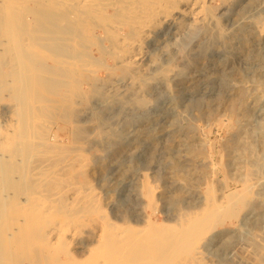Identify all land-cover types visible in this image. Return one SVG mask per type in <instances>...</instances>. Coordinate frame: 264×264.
I'll list each match as a JSON object with an SVG mask.
<instances>
[{
    "label": "rangeland",
    "instance_id": "1",
    "mask_svg": "<svg viewBox=\"0 0 264 264\" xmlns=\"http://www.w3.org/2000/svg\"><path fill=\"white\" fill-rule=\"evenodd\" d=\"M51 1L21 0L19 8H27L20 11L23 15L18 12L23 23L14 13L9 22L19 19L20 24L13 30L0 27V231L12 232L9 220L15 214L10 213L35 191L29 181L36 176L30 171L52 156L45 163H53L59 178L47 187L65 186L67 201L54 202L51 211L59 220L51 229H66L64 235L73 230L76 236L66 244L63 234L59 241L46 230L37 235L30 230L41 213L36 210L35 223L18 231V238L7 234L0 260L45 264L56 258L59 264H95L87 249L94 246L107 264H264V0H206L198 19L175 13L147 32L133 63L127 60L129 50L125 55L122 48L134 25L122 10L125 0H94L97 5L84 14L69 0H64L69 6L63 0H53L52 6ZM132 5L138 9L140 4L137 0ZM90 15L97 19L90 20ZM16 52L22 56L17 57L20 64ZM14 159L16 169L6 171L5 164ZM229 193L241 196L230 219L223 212ZM73 199L80 213L64 220L57 211ZM214 200L220 208L213 217L219 219L195 232L186 250L172 253L166 236L188 217L210 221ZM107 221L115 222L113 247L119 251L108 258L95 246ZM133 231H160V249L147 247L143 255L155 260L137 261L141 253L124 254V241ZM27 244L46 253L26 252Z\"/></svg>",
    "mask_w": 264,
    "mask_h": 264
},
{
    "label": "bare ground",
    "instance_id": "2",
    "mask_svg": "<svg viewBox=\"0 0 264 264\" xmlns=\"http://www.w3.org/2000/svg\"><path fill=\"white\" fill-rule=\"evenodd\" d=\"M28 1H30V0H28ZM45 1V0H44ZM53 1V0H52ZM51 1V2H52ZM55 1H59V0H55ZM52 2V6H53V3H56V2ZM61 1V0H60ZM66 1V0H65ZM70 1V3H71V6L73 7V9H76V11H79V12H82L83 14L85 13V9H88V8H90L91 7V5L93 4V3H95V2H93L94 0H69ZM84 1V2H83ZM107 1V4H109V3H115V0L113 1V0H106ZM126 1V3L127 4H123V6H122V10H125L126 11V14H127V17H131L132 19H134V25L132 26V32L131 33H133L132 34V38H131V40L129 39V41H127V42H123L124 43V46L122 47V48H124V47H126L125 48V51H124V53H125V55H127L128 53V59L127 60H129V62H135L133 59H134V57L135 56H137L138 54H139V47L141 46V41H142V39L144 38V36L146 35L147 36V32L150 30V29H152V28H155V27H157L162 21H164V20H166V19H169L171 16H174V14L175 13H183V14H188L190 17H192V18H194V19H198V18H200V17H202L203 16V9H204V7H205V2H206V0H138V2H139V7H138V5H137V7H138V9H133L132 7H130L135 1H137V0H125ZM20 2H21V0H0V27H3V29H5V27H9V29H12V27L13 26H15L16 24H17V22H19V19H20V16H21V12H23V10L24 9H27V8H23L24 6H23V4H22V8H23V10L22 9H20L19 7H20ZM41 2L43 3V0H41ZM50 2V3H51ZM62 2V1H61ZM63 2H64V0H63ZM98 2V1H97ZM119 2V1H118ZM38 4H39V2H37ZM46 3V2H45ZM59 3V2H58ZM57 3V4H58ZM65 3V4H64ZM63 4L64 5H66V2H64ZM99 3H100V1H99ZM98 3V4H99ZM102 3V2H101ZM24 4H26V3H24ZM57 4H54V5H57ZM69 4V3H68ZM67 4V5H68ZM96 4V3H95ZM95 4H93V5H95ZM103 4H105V3H103ZM129 4H130V6H129ZM40 5H41V3H40ZM66 5V6H67ZM97 5V4H96ZM111 5V4H110ZM26 6V5H25ZM52 6H50V7H52ZM69 6V5H68ZM112 6V5H111ZM133 6V5H132ZM26 7H29V6H26ZM43 6H41V8H42ZM40 8V9H41ZM47 8H49V7H47ZM46 8V9H47ZM55 8V7H54ZM65 8V7H64ZM68 8V7H67ZM70 8V7H69ZM68 8V12H69V9ZM43 9H45V7H43ZM42 9V10H43ZM100 9V8H99ZM64 10V9H63ZM21 11V12H20ZM25 11V10H24ZM84 11V12H83ZM3 12V13H2ZM18 12H20V13H18ZM61 12V11H60ZM66 12H67V10H66ZM73 12V11H72ZM2 13V14H1ZM16 14V15H18L19 16V19L17 20H13L12 22H9L10 21V17L12 16V14ZM64 13H65V10H64ZM76 13V12H75ZM207 13V12H206ZM60 14V13H59ZM66 14V13H65ZM69 15H71L70 13H68ZM73 14V13H72ZM23 15V14H22ZM78 15V12L76 13V16ZM88 15V14H87ZM187 15V16H188ZM1 16H2V18H1ZM18 16L16 17L15 15L13 16V17H15V18H18ZM59 16H62V15H59ZM124 16V15H123ZM7 17H9L10 19L8 20V18ZM65 17V16H64ZM67 17V16H66ZM79 17V16H78ZM206 17V16H205ZM59 18V17H58ZM57 18V19H58ZM61 18V17H60ZM71 18V17H70ZM99 18H100V16H99ZM62 19H63V17L61 18V21H62ZM89 19L90 20H96L97 19V17H95V16H89ZM8 20V21H7ZM23 20H25V19H23ZM29 20V19H28ZM78 20V19H77ZM100 20V19H99ZM20 21H22L21 19H20ZM105 21V20H104ZM30 21H28V24L30 25V23H29ZM59 22V24H60V21H58ZM75 22V21H74ZM108 22V21H107ZM117 22V21H116ZM166 22V21H165ZM8 23H9V25H8ZM22 23H23V21H22ZM21 23V24H22ZM113 23V22H112ZM115 23V22H114ZM19 24H20V22H19ZM118 24V23H117ZM254 24V23H253ZM7 25V26H6ZM27 24L25 23V25H23V27H25ZM256 25L258 26V27H260V21H258V22H256ZM18 26V25H17ZM59 26V25H58ZM115 26H118V25H115ZM20 27V26H19ZM22 27V26H21ZM22 27V28H23ZM131 28V27H130ZM7 29V28H6ZM8 29V30H9ZM117 29V28H116ZM13 30V29H12ZM11 30V31H12ZM15 30V29H14ZM25 30H26V27H25ZM50 32H51V30H49ZM113 31V33H114V31L116 32V30H112ZM14 32H16V30L14 31ZM150 32V31H149ZM12 33V32H11ZM17 33V32H16ZM78 33V32H77ZM9 34H10V32H9ZM11 35V34H10ZM71 35V34H70ZM29 37V36H28ZM129 37H130V34H129ZM27 38V37H26ZM146 38V37H145ZM144 38V39H145ZM126 39V38H125ZM127 39V40H128ZM30 40V39H29ZM126 41V40H125ZM15 43H17V42H15ZM20 43V42H19ZM21 44V43H20ZM26 44V43H25ZM24 44V45H25ZM121 44V43H120ZM13 45H14V43H13ZM16 45H18V44H16ZM16 45H14V46H16ZM32 45V44H31ZM121 45H123V44H121ZM120 45V46H121ZM20 46V45H19ZM19 46H17L19 49H21L22 48V46H21V48L19 47ZM11 47V46H10ZM47 47V46H46ZM8 48V47H7ZM14 48V47H13ZM17 49V48H16ZM48 49V48H47ZM18 50V49H17ZM16 50V51H17ZM22 50V49H21ZM20 50V51H21ZM51 50V49H50ZM54 50V49H53ZM120 50H121V48H120ZM129 50V51H128ZM126 51H128V53H126ZM22 52V51H21ZM120 52V51H119ZM121 52H122V50H121ZM17 53H20V52H16V54ZM61 53H62V51H61ZM54 54H55V52H54ZM68 54V53H67ZM7 55V54H6ZM32 55V54H31ZM35 56H36V54H34ZM20 57L21 56V54L19 55V54H17L16 55V59H17V57ZM37 56H39V55H37ZM18 57V58H19ZM22 57V56H21ZM20 57V58H21ZM32 57V56H31ZM32 58H34V57H32ZM45 58V57H44ZM49 58V57H48ZM123 58V57H122ZM124 58H126V57H124ZM29 59H31V58H29ZM18 61V64H20V59H17ZM64 60V59H63ZM124 60H126V59H124ZM126 60V61H127ZM59 62H60V60H58ZM33 62H34V60H33ZM72 62H74V61H72ZM123 62V61H122ZM128 62V61H127ZM25 63V62H24ZM29 63L30 62H28V64L26 65V66H29ZM60 63H62V62H60ZM31 65V64H30ZM21 66H23V65H21ZM21 66H19V67H21ZM60 66V65H59ZM25 67V66H24ZM32 67V66H31ZM40 67V66H39ZM21 69V68H20ZM24 69H27L28 70V67L27 68H24ZM23 69V70H24ZM46 69V68H45ZM53 69V68H52ZM58 69V68H57ZM56 70V69H55ZM71 70V69H70ZM15 71V70H14ZM19 71V70H18ZM18 71H16V73H18ZM22 71V70H21ZM39 71V70H38ZM9 72V71H8ZM11 72H12V70H11ZM20 72V71H19ZM24 72V71H23ZM21 73V72H20ZM35 74H37V72L35 73ZM50 74V73H49ZM39 75H40V73H39ZM38 75V76H39ZM52 76L53 75H55V74H51ZM57 75V74H56ZM55 75V76H56ZM23 75H21V77H22ZM28 76V75H27ZM30 76V75H29ZM33 76V75H32ZM37 76V77H38ZM18 77H19V74H18ZM26 77V76H25ZM41 77V78H40ZM39 78H40V80L42 79V76H40ZM31 78H33V77H31ZM39 78H37V80L39 79ZM49 78V77H48ZM6 79V78H5ZM17 79V78H16ZM20 79H23V78H20ZM30 79V78H29ZM29 79H27V80H25V81H30ZM34 79V78H33ZM50 79H52V77L50 78ZM224 79V78H223ZM42 80H46V78L45 79H42ZM24 81V80H23ZM22 81V83L24 84V83H26L25 81L23 82ZM32 81V80H31ZM47 81H49L48 79H47ZM62 81V80H61ZM18 82V81H17ZM44 82V84H45V81H43ZM42 82V83H43ZM19 83V82H18ZM39 83H40V85L42 84L41 83V81H39ZM53 83V82H52ZM55 83V82H54ZM20 85H21V81H20V83H19ZM43 84V85H44ZM65 84H67V83H65ZM68 84H70V83H68ZM68 84L67 85H65L66 87L68 86ZM75 84V83H74ZM19 85V86H20ZM27 85H29L28 84V82H27ZM76 85V84H75ZM22 86H24V85H22ZM30 86H32V85H30ZM42 86V85H41ZM47 86V85H46ZM54 86V85H53ZM25 87V86H24ZM33 87V86H32ZM38 87V86H37ZM48 87V86H47ZM70 87H72V86H70ZM42 88V87H41ZM40 88V89H41ZM44 89L46 88V87H43ZM42 88V89H43ZM34 89H36L35 87H34ZM39 89V90H40ZM41 89V90H42ZM53 89V88H52ZM26 90V89H25ZM33 90V89H32ZM47 90H50V89H47ZM62 90V89H61ZM69 90V89H68ZM34 91H36L37 92V90H33V94H36ZM43 91V90H42ZM41 91V92H42ZM46 91V90H45ZM51 91V90H50ZM48 92V91H47ZM52 92V91H51ZM19 93V92H18ZM31 93V92H30ZM41 94H43V92L41 93ZM23 95V94H22ZM32 95V94H31ZM39 95V94H38ZM38 95H35V96H38ZM19 96V95H18ZM24 96H25V94H24ZM32 96H34V95H32ZM40 96V95H39ZM42 97H43V95H42ZM42 97H40V98H38L39 99V101L41 102L42 100H44L45 101V99L43 98L42 99ZM24 99L23 100H27V99H29V98H27L26 99V97H23ZM31 98V97H30ZM40 99H42V100H40ZM23 100H22V102H23ZM37 100V99H36ZM35 99H34V101H36ZM39 101H36V103L37 102H39ZM43 101V102H44ZM24 102H26V101H24ZM24 102L22 103V104H24ZM47 103V102H46ZM20 104V103H19ZM26 104V103H25ZM24 104V106H26ZM31 104V102L29 103V105ZM32 104H33V102H32ZM32 104L30 105V107L32 108L31 110H33V107H32ZM41 104V103H40ZM46 105V104H45ZM28 106V105H27ZM30 107H29V109H30ZM36 107V106H35ZM35 107H34V109H35ZM21 108V107H20ZM26 109H27V107H25ZM24 108V109H25ZM36 109H38L37 107H36ZM36 109H35V111H36ZM20 111H21V109H20ZM27 111V110H26ZM44 111V110H43ZM28 112H31L30 110H28ZM27 112V113H28ZM34 112V111H33ZM32 112V113H33ZM26 113V112H25ZM30 114V113H29ZM37 115V114H36ZM39 115V114H38ZM31 116H32V114H31ZM39 117H42V116H40L39 115ZM23 120H25V118H22ZM37 119V118H36ZM27 120V119H26ZM23 122V121H22ZM26 123V122H25ZM13 124V123H12ZM38 126V125H37ZM36 126V127H37ZM9 128V127H8ZM7 128V129H8ZM35 128V127H34ZM38 128V127H37ZM43 129V128H42ZM13 130V129H12ZM44 131V130H43ZM30 132H31V130H30ZM34 132H35V129H34ZM41 132V131H40ZM27 134V133H26ZM33 134V133H32ZM34 134H36V133H34ZM38 134V133H37ZM4 135V134H3ZM5 135H7V134H5ZM25 135V134H24ZM40 135V134H39ZM10 136V135H9ZM15 136V135H14ZM33 136V135H32ZM31 136V137H32ZM34 136H36V135H34ZM43 136H44V134H43ZM42 136V137H43ZM5 137H7V136H5ZM4 137V138H5ZM11 138H13L12 136H10ZM41 137V136H40ZM45 137V136H44ZM43 137V138H44ZM3 138V137H2ZM3 138V139H4ZM11 138H8L7 137V139L9 140H12ZM29 138H30V136H29ZM29 138H27L28 140H30ZM38 139H39V137H37ZM52 138V137H51ZM15 139V138H14ZM34 139V138H33ZM36 139V138H35ZM46 139V138H45ZM53 139V138H52ZM54 139H55V137H54ZM37 140V139H36ZM36 140H34V141H36ZM47 140V139H46ZM0 141H2V140H0ZM5 141H7L6 139H5ZM33 140H31L30 142H32ZM41 141H42V139H41ZM30 142H29V144H30ZM37 142H40V140L39 141H37ZM36 142V143H37ZM44 142V141H43ZM1 143V142H0ZM5 143V142H4ZM3 143V144H4ZM25 143V142H24ZM33 143V142H32ZM35 143V142H34ZM15 144V143H14ZM26 144V143H25ZM27 144H28V141H27ZM1 145V144H0ZM41 143H40V148H41ZM12 146V145H11ZM15 145H13V147H14ZM33 146H35L34 144L32 145V148H33ZM39 146V145H38ZM26 147H28L29 148V145H27ZM4 148V147H3ZM36 148H37V145H36ZM49 148V147H48ZM2 150V149H1ZM5 150V149H4ZM12 150V149H11ZM10 150V151H11ZM17 150V149H16ZM28 150V149H27ZM36 150H38V152H42V151H40L39 150V148H37ZM30 151V150H29ZM28 151V152H29ZM51 151V150H50ZM18 153V152H17ZM51 153V152H50ZM20 154V152L18 153V155L17 156H20L19 155ZM27 154V153H26ZM16 156V157H17ZM24 156V155H23ZM52 157V156H51ZM51 157H49L48 156V159H46V160H43V162L42 161H40V158H39V161L40 162H38L37 164H34V167H33V169H32V171H30V173H32L31 175H33L36 179H35V181H32V180H30L29 181V183L34 187V189H35V191L34 192H32V194H30L31 196H28V198L26 197V198H23L22 200L21 199H19L18 201H20V203L21 202H23V204L21 205L20 203V207L16 210V207H15V209H14V207H12L14 210H15V212H13L12 210V208L10 207V209L11 210H8L7 212H11L12 211V213H10V214H15L14 215V217H11V216H13V215H10L9 213H6L8 216H9V218L11 219V220H9L11 223H12V225H13V230H12V232H10V233H8L7 232V234H8V236H11V237H13V240H15L16 238H18L19 236H18V234H17V232L18 231H21V230H24V228L25 227H29L30 226V223H32V221L34 220V213L36 212V210L37 211H39V212H41V213H39V215H38V217L37 218H39L38 220H34L36 223H37V225L35 226V225H32L33 223H35V222H33L31 225L33 226H30V230L31 229H33L34 228V231H35V233L37 234V235H39V234H41V233H43V231H45L46 230V235H48V234H50L51 236H52V239H53V241L55 240V241H59V240H61L62 238H60L59 236L60 235H64V230H66V229H60V228H57V227H53L52 229H51V223H55V224H58V220H59V218L58 217H56V213H54V212H52L51 211V208H52V206H54V202L55 201H58V202H60V205H61V203H64V199H65V191H64V187H59V188H49V187H47L48 185H53L55 182H56V180H58V178L59 177H57V168L56 169H54L55 167H54V165H53V163L51 164V163H45L47 160H49V158H51ZM15 158V157H14ZM26 158V157H25ZM16 159V158H15ZM14 159V162L16 161ZM38 159V158H37ZM34 160V159H33ZM52 160V159H51ZM19 161V160H18ZM54 161V160H53ZM13 161H10V163L11 164H13L12 166L11 165H8V166H6L7 164H5V167H6V171H8L9 169L11 170V168L12 167H16V162L14 163ZM55 162V161H54ZM9 163V164H10ZM33 164V163H32ZM60 166H63V165H60ZM4 167V166H3ZM4 167V168H5ZM2 169V168H1ZM16 169V168H15ZM29 169V168H28ZM5 170H4V172L3 171H1L2 173H6L5 172ZM12 170H14L13 168H12ZM23 170V169H22ZM26 170H27V168H26ZM58 170H60V169H58ZM29 171V170H28ZM61 171H63V170H61ZM65 172V171H64ZM11 173V172H10ZM26 173H29V172H26ZM29 173V174H30ZM24 174V173H23ZM41 175L42 176V178H41V180H38L37 181V177H39V176ZM30 176V175H29ZM9 177V176H8ZM33 177V178H34ZM48 177H49V179H48ZM61 177V176H60ZM23 178V177H22ZM32 178V177H31ZM32 178V179H33ZM64 179H65V177H64ZM25 180V179H24ZM28 180V179H27ZM21 181V180H20ZM65 181V180H64ZM23 182V181H22ZM24 183H27L26 182V180L24 181ZM56 184V183H55ZM63 184V183H62ZM24 185V184H23ZM26 186V185H25ZM44 186V187H43ZM28 188H29V186H27ZM1 188V187H0ZM18 187H16V189H17ZM27 188V189H28ZM67 188V187H66ZM144 188H146L145 186H144ZM20 188H18V190H19ZM21 189H23V191L25 192V191H27L26 189L24 190V187H22ZM33 190V189H32ZM67 190V189H66ZM81 190V189H80ZM147 190V189H146ZM264 190V189H263ZM21 191V190H20ZM83 191H86L85 189H83ZM82 191V192H83ZM236 191V190H235ZM262 191V190H261ZM23 192V193H24ZM77 192V191H76ZM15 193H17L16 191H15ZM14 193V194H15ZM77 194V193H76ZM75 194V195H76ZM83 194V193H82ZM143 194V193H142ZM11 195L12 196H8V197H13V194L11 193ZM70 196V195H69ZM72 196V195H71ZM73 196H74V194H73ZM238 194H234V193H229V194H227L226 195V198H227V203H228V209L226 210V206H225V211H223L224 212V214L225 215H227V216H229V219L231 218V216H233V214L230 212V210H232L233 208H235L236 209V207H234V204H235V202H236V200L238 199L239 201L241 200V199H239L238 198ZM20 197V196H19ZM18 197V198H19ZM25 197V196H24ZM79 197V196H78ZM82 197V196H81ZM148 197L150 198V194L148 193ZM239 197H241V196H239ZM70 198V200L72 199L71 197H69ZM74 198V197H73ZM10 199V198H9ZM89 199V198H88ZM91 199V198H90ZM89 199V200H90ZM66 200V199H65ZM84 200V199H83ZM82 200V201H83ZM86 200V199H85ZM92 200V199H91ZM150 200H151V198H150ZM10 201H12V200H10ZM18 201H17V203H18ZM67 201V200H66ZM93 201V200H92ZM215 202V204L212 206V208H211V213H210V216L212 217L211 218V220L209 221V217H201V218H199V219H197V220H194V217H188V219H186V220H184L182 223H178L179 225H177L178 227L176 228V229H172L171 230V233H169V231H168V233H169V235L168 236H166V237H168L169 238V241L171 240V245H170V247H172L173 248V250H172V253H177L176 251H179V250H182V249H184V250H186L187 249V247L189 246V244H190V241L189 240H192V241H194L195 240V236H194V233L196 232V233H200V232H202L203 230H205V229H208V228H210V224L211 223H214L217 219H219V216L216 218V217H213V212H216V210L218 209V208H220L219 206H218V200H214ZM91 202V201H90ZM150 202H152V200L150 201ZM15 204H16V202H15ZM14 204V205H15ZM19 204H16L17 206H19ZM74 204H75V200L73 199L71 202H69V203H67V204H65L64 206V208H63V211H57V212H59V213H61L62 214V216H63V218L62 219H64V220H68V219H70L71 217H73L74 215H76V214H78L77 212H79V210L78 209H75V207L77 206V205H75L74 206ZM7 205V204H6ZM5 205V206H6ZM24 205V206H23ZM226 205V204H225ZM236 205V204H235ZM13 206V205H12ZM78 206H81L80 204L78 205ZM7 207V206H6ZM56 208V207H55ZM77 208V207H76ZM7 209V208H6ZM9 209V208H8ZM86 209V208H85ZM150 209V208H149ZM3 210H5V209H3ZM87 210V209H86ZM152 211V210H151ZM82 212H84V211H82ZM80 213V212H79ZM153 213V212H152ZM3 214V213H2ZM6 215V216H7ZM60 215V214H59ZM153 215V214H152ZM217 215V214H216ZM224 215V216H225ZM37 216V215H36ZM83 216V215H82ZM215 216V215H214ZM221 217V216H220ZM13 218V219H12ZM104 218V217H103ZM215 218V219H214ZM221 218H223V217H221ZM5 219V218H4ZM33 219V220H32ZM102 219V218H101ZM155 219V218H154ZM226 219V218H225ZM104 220V219H103ZM156 220V219H155ZM74 221V220H73ZM179 221V220H178ZM30 222V223H29ZM57 222V223H56ZM60 222V221H59ZM75 222V221H74ZM180 222V221H179ZM1 223H3V220H0V224ZM115 223V222H114ZM114 223H112V222H109L108 223V221H107V224H106V226H105V228H104V230L102 231V233L99 235V237H98V240L96 241V247L97 246H100L101 247V249H102V251H104L105 253H106V255L105 256H107V258L108 257H110L112 254H119V251L117 250V249H115L114 247H113V242H115L116 241V239H115V237L113 236V232H114V230H115V224ZM153 223V222H152ZM81 224V223H80ZM104 224V223H103ZM73 225V224H72ZM105 225V224H104ZM129 225V224H128ZM57 226V225H56ZM77 226V225H76ZM102 226V225H101ZM170 226V225H169ZM73 228V227H72ZM81 228V227H80ZM26 229V228H25ZM126 229V228H125ZM128 229V228H127ZM166 229V228H165ZM140 230V229H139ZM164 231V230H163ZM162 231V232H163ZM5 231H0V256L2 255V253L5 251V249H6V245L8 244V242H9V240H7L8 239V237H7V234H5L4 233ZM26 232V231H25ZM54 232H56L55 234H54ZM100 232V231H99ZM156 232V231H155ZM78 233H79V231H78ZM116 233V232H115ZM119 233V232H118ZM167 233V234H168ZM96 234H98V232L97 233H95L94 235H96ZM120 234V233H119ZM123 234V233H122ZM157 234H160V231L158 232H156V233H154V232H147V233H138V232H135V231H133L132 233H131V235L129 236V238L128 239H126L125 241H124V244H123V252H124V254H126V253H135V254H140L141 253V255L138 257V260L137 261H141V258H143V259H150V260H155L157 257H155V258H150L149 256L148 257H146V256H144L143 257V255H147V252H145L146 250L145 249H147V247L148 248H150V247H157L156 245H157V243H160V239H158V235ZM26 235V234H25ZM79 235V234H78ZM157 235V236H156ZM36 236V235H35ZM75 236H76V232H74L73 230H70V231H68L67 233H66V235H64V239H63V242L64 243H66V244H70V243H72V242H74V240H75ZM97 236V235H96ZM156 236V237H155ZM160 237V236H159ZM93 238H94V236H93ZM96 238V237H95ZM117 238V237H116ZM155 238V240H153ZM157 238V239H156ZM162 238H165V237H162ZM161 238V239H162ZM174 238H176V240L175 241H173V239ZM77 240V239H76ZM117 241H120L119 239L117 240ZM166 241H168V240H166ZM37 243V242H36ZM165 243V242H164ZM193 243V242H192ZM51 244H52V242H51ZM58 246V245H57ZM90 246H91V244H90ZM160 246H161V244H160ZM60 247V246H59ZM159 247V246H158ZM158 247H157V249H158ZM25 248H26V252H29L30 250H32V252H34V253H36L37 255H42L43 254V252H44V254L46 253L45 252V248H34V249H32V248H29L28 247V244H27V247H26V245H25ZM24 248V249H25ZM82 249V248H81ZM88 249V252H89V254H90V256H91V262H93V263H95V264H97V263H103V261H102V257H101V255L100 254H98L97 255V253H98V251H97V253L95 254L94 253V246H91L90 248H87ZM159 249H160V247H159ZM57 250V249H56ZM152 250H154V249H152ZM53 251V250H52ZM158 251V250H157ZM175 251V252H174ZM51 252V251H50ZM79 252V251H78ZM17 253V252H16ZM29 253H31V252H29ZM34 253H33V255H34ZM159 253V252H158ZM27 254V253H26ZM50 254V253H49ZM53 254H55V253H52L51 255H53ZM61 254V253H60ZM28 255V254H27ZM26 255V256H27ZM48 255V254H47ZM54 256V255H53ZM68 256V255H67ZM79 256V255H78ZM103 256H104V254H103ZM22 257V256H21ZM28 258H29V256H27ZM44 257H46V255L44 256ZM44 257H42L44 260H46V258H44ZM146 257V258H145ZM54 257H52V259H53ZM82 258V257H81ZM107 258H105V259H107ZM50 259V258H49ZM58 259H59V257H58ZM104 259V260H105ZM165 259V258H164ZM20 260H21V258H20ZM77 260V259H76ZM76 260H74V262L76 261ZM90 260V259H89ZM108 260V259H107ZM16 261V260H15ZM35 261V260H34ZM113 261V260H112ZM36 262V261H35ZM45 262V261H44ZM61 262V260H57L56 258H55V260L53 261V260H51V263H45V264H59ZM167 262V261H166ZM14 263V262H13ZM27 263H28V261H27ZM30 263V262H29ZM0 264H9L8 262L6 263L5 261H2V260H0ZM10 264H11V261H10ZM62 264H64V263H62ZM77 264H83L81 261H77ZM89 264V263H88ZM92 264V263H91ZM103 264H107L106 263V261H104V263ZM138 264H140V263H138ZM252 264V263H251Z\"/></svg>",
    "mask_w": 264,
    "mask_h": 264
}]
</instances>
